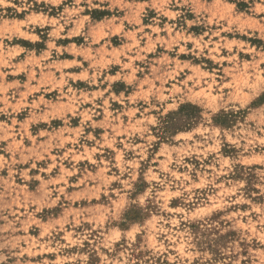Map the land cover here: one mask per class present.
Segmentation results:
<instances>
[{
    "label": "clouds",
    "instance_id": "9594fccd",
    "mask_svg": "<svg viewBox=\"0 0 264 264\" xmlns=\"http://www.w3.org/2000/svg\"><path fill=\"white\" fill-rule=\"evenodd\" d=\"M0 264H264V0H0Z\"/></svg>",
    "mask_w": 264,
    "mask_h": 264
}]
</instances>
